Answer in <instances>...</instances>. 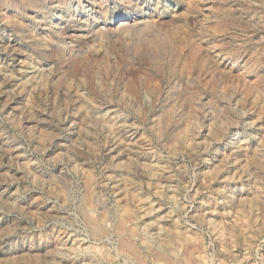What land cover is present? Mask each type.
<instances>
[{"label":"rangeland","instance_id":"obj_1","mask_svg":"<svg viewBox=\"0 0 264 264\" xmlns=\"http://www.w3.org/2000/svg\"><path fill=\"white\" fill-rule=\"evenodd\" d=\"M0 264H264V0H0Z\"/></svg>","mask_w":264,"mask_h":264}]
</instances>
